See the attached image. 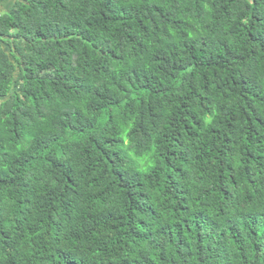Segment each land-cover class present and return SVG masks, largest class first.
Wrapping results in <instances>:
<instances>
[{
  "label": "trees",
  "instance_id": "16d2710c",
  "mask_svg": "<svg viewBox=\"0 0 264 264\" xmlns=\"http://www.w3.org/2000/svg\"><path fill=\"white\" fill-rule=\"evenodd\" d=\"M20 2L0 264H264V0Z\"/></svg>",
  "mask_w": 264,
  "mask_h": 264
},
{
  "label": "clouds",
  "instance_id": "9594fccd",
  "mask_svg": "<svg viewBox=\"0 0 264 264\" xmlns=\"http://www.w3.org/2000/svg\"><path fill=\"white\" fill-rule=\"evenodd\" d=\"M71 0H65V3H70ZM214 2V0H213ZM31 3V0H29ZM252 0H240L239 2V9L242 11L245 5H251ZM19 5L20 7H25L24 4L20 2V0H14V3H9V0H0V7H3V11L0 12V19L10 18L9 17V9L16 7ZM248 15L247 13L245 14Z\"/></svg>",
  "mask_w": 264,
  "mask_h": 264
},
{
  "label": "crops",
  "instance_id": "0c3cea01",
  "mask_svg": "<svg viewBox=\"0 0 264 264\" xmlns=\"http://www.w3.org/2000/svg\"><path fill=\"white\" fill-rule=\"evenodd\" d=\"M14 0H9V3H13ZM4 9L3 7H0V12H2Z\"/></svg>",
  "mask_w": 264,
  "mask_h": 264
}]
</instances>
